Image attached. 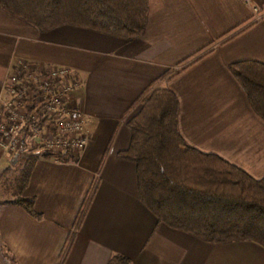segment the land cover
Wrapping results in <instances>:
<instances>
[{
	"label": "crops",
	"instance_id": "crops-1",
	"mask_svg": "<svg viewBox=\"0 0 264 264\" xmlns=\"http://www.w3.org/2000/svg\"><path fill=\"white\" fill-rule=\"evenodd\" d=\"M148 1L146 27L132 41L72 26L42 31L0 6V103L18 59L41 70L68 67L80 81L71 98L76 106L87 95L83 83L92 85L97 96L112 95L113 102L105 100L117 114L106 140L111 144L121 126H127L130 106L158 81V87L170 88L180 99L179 123L186 141L204 152L220 153L204 146L219 144L211 129L223 126L220 107L200 109L192 98L204 96L206 89L200 94V88L208 81H225L221 92L232 89L247 112L257 115L229 65L264 63V16L256 20L244 0ZM254 6L264 12V0H254ZM172 72L179 74L171 81ZM191 76L199 87L195 97L184 80ZM85 116L92 139L76 160L46 158L40 148L22 147L17 161L23 155L25 163L36 159L22 194L36 199L41 217L0 203V264H108L118 253L132 264H264V248L254 242L209 243L159 223L139 198L136 167L118 157L129 146L131 133L124 142L128 146L115 151L119 160L101 154L93 163L92 146L104 123L94 112ZM6 157L0 150V188L9 167ZM112 167L124 172L117 182L100 173ZM94 184V198L78 224ZM18 192L16 187L9 196L0 194V200L13 199Z\"/></svg>",
	"mask_w": 264,
	"mask_h": 264
},
{
	"label": "trees",
	"instance_id": "trees-1",
	"mask_svg": "<svg viewBox=\"0 0 264 264\" xmlns=\"http://www.w3.org/2000/svg\"><path fill=\"white\" fill-rule=\"evenodd\" d=\"M0 6L42 31L64 26L88 29L126 41L139 38L146 27L148 0H0ZM254 112L264 120V63L240 61L229 65ZM155 81L130 106L129 146L118 157L136 167L138 195L159 223L205 242L249 241L264 248V176L189 144L180 130V99ZM31 142L23 138L22 147ZM61 161L78 156L43 151ZM36 159L28 158L18 179V195L0 203L16 205L34 218L36 199L22 194ZM94 184L78 218L81 224L94 198ZM108 264H132L114 254Z\"/></svg>",
	"mask_w": 264,
	"mask_h": 264
},
{
	"label": "built area",
	"instance_id": "built-area-1",
	"mask_svg": "<svg viewBox=\"0 0 264 264\" xmlns=\"http://www.w3.org/2000/svg\"><path fill=\"white\" fill-rule=\"evenodd\" d=\"M255 19L264 16L254 0H244ZM80 81L65 66L35 69L18 59L9 73L0 103V150L15 158L24 136L42 151L75 157L89 146L92 133L83 110L72 103Z\"/></svg>",
	"mask_w": 264,
	"mask_h": 264
},
{
	"label": "rangeland",
	"instance_id": "rangeland-1",
	"mask_svg": "<svg viewBox=\"0 0 264 264\" xmlns=\"http://www.w3.org/2000/svg\"><path fill=\"white\" fill-rule=\"evenodd\" d=\"M178 74V72H172L168 75L167 79L172 81ZM192 77L193 76L190 78L186 77L184 80L186 82V88L190 92V97H195L197 94V91L195 92V90L196 88L199 89V87H197L196 82L193 83L195 78ZM215 83L208 81V85H203V87L200 88L202 89L200 94L206 89L204 91V96L192 98L196 104H198L200 109L211 107L212 110H215L214 107H220V110L218 111L222 113L223 126L211 129L212 134L214 133L213 137L216 139L215 142H219V144H209L204 146H207L208 148L213 147V149L216 148V150L220 152L218 153L220 156L241 166L247 172L256 177H263L264 120H261L257 115L254 116L251 112L248 113L246 108L242 105L244 100L242 101V99H240L239 103V97H233V93L235 92H233L232 89L227 93L221 92L226 85L225 81H223L222 84V81L216 80ZM83 87L86 88L87 95L80 103V108H84L83 111L85 114H91V112L96 113L97 116L101 118V122L104 123L101 129V135H99L95 144L92 146V153H94L95 156H93L94 158L91 162H96V159L99 157L98 155L101 154H106L107 158L110 156L109 160L111 159V161H116L115 159L119 160V158L115 157V151L124 148L123 146H128V143L124 144V142H129L130 130L125 125L121 126L119 129V135L115 139L116 142L114 141L111 144L106 143V140L108 139L107 137L115 124L113 118L117 114L110 111L111 107L106 106L105 100L109 99L113 102V97L110 94L97 96L95 88H93L92 85L90 86V84L86 83L85 85L83 83L82 88ZM219 87L222 89L220 90ZM190 97H187L188 100ZM107 109H109V111ZM212 114L213 113L210 115ZM206 125L208 126V123H206ZM206 131H208V129ZM29 144L31 150L39 148V146L35 145L33 142ZM7 158L9 161V167L7 168L6 174H4V179L0 188V194L2 196H9L16 189L18 185L17 178L20 176L22 169H24L26 160V156L24 157V155L20 157L19 161L16 163L14 162L13 157L9 156L6 157V159ZM132 165L135 167L134 163ZM100 173L103 177L105 176L106 178L115 180V182L120 180L119 176H123L122 173L124 174V172L121 173V170H116L114 167H112L110 171L107 169L104 173L100 170Z\"/></svg>",
	"mask_w": 264,
	"mask_h": 264
},
{
	"label": "water",
	"instance_id": "water-1",
	"mask_svg": "<svg viewBox=\"0 0 264 264\" xmlns=\"http://www.w3.org/2000/svg\"><path fill=\"white\" fill-rule=\"evenodd\" d=\"M19 156H20V154H17V155L15 156V158H14V162H15V163L17 162Z\"/></svg>",
	"mask_w": 264,
	"mask_h": 264
}]
</instances>
